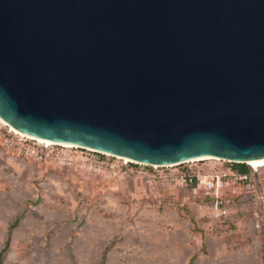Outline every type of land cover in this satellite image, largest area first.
<instances>
[{"label":"water","instance_id":"obj_1","mask_svg":"<svg viewBox=\"0 0 264 264\" xmlns=\"http://www.w3.org/2000/svg\"><path fill=\"white\" fill-rule=\"evenodd\" d=\"M0 120L145 166L264 161V0H0Z\"/></svg>","mask_w":264,"mask_h":264},{"label":"rangeland","instance_id":"obj_2","mask_svg":"<svg viewBox=\"0 0 264 264\" xmlns=\"http://www.w3.org/2000/svg\"><path fill=\"white\" fill-rule=\"evenodd\" d=\"M10 131L0 123V264H100L109 246L105 264H263L264 166L246 180L213 159L155 171Z\"/></svg>","mask_w":264,"mask_h":264},{"label":"built area","instance_id":"obj_3","mask_svg":"<svg viewBox=\"0 0 264 264\" xmlns=\"http://www.w3.org/2000/svg\"><path fill=\"white\" fill-rule=\"evenodd\" d=\"M11 132V131H10ZM12 133V132H11ZM14 134V133H13ZM23 139H25V140H29V141H31V142H34V144H40V145H42L44 148H48V147H57V146H59V145H54V144H49V145H47V144H43V143H39V142H37L36 140H33V139H28V138H24V137H22ZM60 147V146H59ZM75 149H79V150H83V151H89V152H92V153H94V154H99V155H102V156H106V157H109V158H114V159H117V157H112V156H110V155H106V154H100V153H97V152H94V151H91V150H87V149H82V148H75ZM33 151V150H32ZM34 152V151H33ZM123 159V158H122ZM117 160H121V159H117ZM121 161H123V163H124V165H133V166H140V167H142V168H150V169H153V170H155V171H157V170H159V169H164V168H169V167H156V166H145V165H141V164H136V163H133V162H131V161H129V160H127V161H125V160H121ZM188 164V163H187ZM182 165H186V164H182ZM182 165H178V166H182ZM178 166H174V167H178ZM239 178L240 179H242V180H246L247 179V176H245V175H240L239 176ZM221 179H220V177L219 176H215V177H211V179H206L205 178V180H201V179H199L198 178V186H202L204 189H206V190H212L214 187H215V183H216V181L217 182H219ZM184 182H186L187 184L189 183V184H194L195 182H196V179L195 178H191V177H189V178H185L184 179Z\"/></svg>","mask_w":264,"mask_h":264},{"label":"trees","instance_id":"obj_4","mask_svg":"<svg viewBox=\"0 0 264 264\" xmlns=\"http://www.w3.org/2000/svg\"><path fill=\"white\" fill-rule=\"evenodd\" d=\"M232 166L240 175L247 176V174L249 173V168H248V165H246V164H234L233 163ZM17 222H18V219H16L10 225L9 229L12 230L13 228H15V226L17 225ZM9 236H10V231L8 233V239L5 242V246L3 248V252H5L8 249V247H9ZM109 249H110V246L105 248V250L103 252V255L101 256V263L100 264H105L106 254L109 251ZM262 261H263V264H264V244H263V248H262Z\"/></svg>","mask_w":264,"mask_h":264},{"label":"bare ground","instance_id":"obj_5","mask_svg":"<svg viewBox=\"0 0 264 264\" xmlns=\"http://www.w3.org/2000/svg\"><path fill=\"white\" fill-rule=\"evenodd\" d=\"M0 123H2L3 125H5L6 127H8L3 121H1L0 120ZM10 130H11V132L12 133H14L15 135H18V136H20V137H24V138H28V137H25V136H23V135H21V134H19L18 132H16L15 130H13L12 128H10V127H8ZM28 139H30V138H28ZM37 142H39V143H45V144H47V145H49L50 143H48V142H44V141H40V140H36ZM60 147H64V148H76V147H73V146H70V145H60ZM117 159H121V160H125V161H127V159H122V158H119V157H117ZM205 159H213V158H204V159H202V160H205ZM213 160H218V159H213ZM248 164L249 165H251L253 168H259V167H262V166H264V161H256V162H253V161H250V162H248Z\"/></svg>","mask_w":264,"mask_h":264}]
</instances>
